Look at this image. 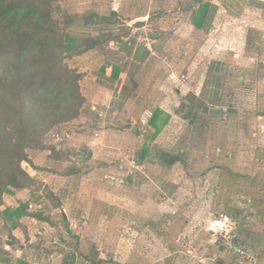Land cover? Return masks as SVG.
I'll use <instances>...</instances> for the list:
<instances>
[{"label": "rangeland", "instance_id": "1", "mask_svg": "<svg viewBox=\"0 0 264 264\" xmlns=\"http://www.w3.org/2000/svg\"><path fill=\"white\" fill-rule=\"evenodd\" d=\"M52 2L59 8L60 14L57 17L61 22L64 21L62 17L65 14L78 17L74 26L68 28L73 37L82 40L83 37L95 36L99 32L92 27H79L78 21L90 13H96L114 22L109 28L112 35L131 43L127 46L129 50L120 52L116 44L107 42L99 49L78 56L68 55L65 63L82 74L79 89L84 103L76 119L53 128L41 139V146L53 149L50 134L58 127L69 129L72 140L62 152L67 155L70 149H77L81 145L79 140L83 137L90 142L95 140L93 148L97 153L96 163L94 167L88 163V166L83 164L87 166L82 168L86 171L81 177L84 183L72 188L74 192L70 194L69 206L73 211L89 207L94 209L91 222L85 217L76 219L75 231L79 236L83 235V223L88 222L87 229L91 228L89 231L94 233L85 238L88 243L98 245L99 254L103 255L105 263H127V213L131 206L128 198L132 194L142 195L147 190L141 175L137 176L139 183L129 184L125 181L121 187L116 188L106 183L107 177L115 173L113 166L117 163L129 158L139 160L137 152L143 145L150 147V153L141 163L151 161L155 149L183 152L181 164L186 167L187 178L193 179L200 186L204 185L200 188L197 184L198 189L196 184L185 186L183 190L187 195L190 193L194 196L192 187H196L195 192L199 196L217 197V205H221V208L229 200L237 201L240 196H251L254 205L264 206V134L257 127L260 122L257 120L258 116H264V0L200 1L224 7H220L214 24L207 32L198 31L191 25L194 0ZM112 12L117 17L111 16ZM135 23L139 24L136 26ZM147 51L149 55L143 58ZM152 51L153 56L150 53ZM111 59H120L122 66L116 87L109 93L106 106L101 103V97L104 96H99L96 91L97 88L102 90L109 86L98 78L106 60L112 63ZM213 60L226 67H221V72L207 70L208 63ZM215 75L221 76L223 80L224 89L220 98L201 106L194 93H198L206 77ZM181 76H184L183 80ZM121 94L127 97L124 99ZM87 101L89 102L85 105ZM96 102L99 103L98 106L95 105ZM192 104L198 105L200 109L196 111L198 120L191 124L182 116L190 110ZM160 107L169 111V116H176V123H172L169 130L157 136L154 142L146 139L150 135L149 131L139 137L140 116L145 110L154 112ZM211 108L219 110L220 114L208 115L205 110ZM88 109L91 111L88 112ZM176 109L181 113H175ZM83 111H87L84 116ZM98 114H103L104 118L97 121L96 131L99 137L95 138L92 122ZM85 145H81L84 152L88 149ZM216 148L221 149L222 156L214 155ZM113 151H119L120 155L112 154ZM26 154L34 165L37 163L36 159H45L44 153H37L35 149L26 150ZM205 154L208 155L207 158ZM212 166H217L220 169L218 174H221V187L215 193L211 192L206 178L200 182L201 172ZM61 170L59 167L55 170L52 167L46 172L55 174ZM244 174H247L248 180L244 178ZM42 185L44 182L37 180L33 184L35 191L43 192ZM166 190L169 192L170 188ZM154 191L157 196L159 191ZM59 194L63 198L64 194ZM51 202L53 206L57 205L55 201ZM207 202L211 203L208 199ZM139 206L142 209L143 204ZM114 208L117 209L116 212H113ZM98 209L108 216H96ZM154 209L160 212L158 214L166 211L162 208L160 211L156 206ZM253 220L246 225H252ZM102 235L108 236L107 243L101 244ZM202 235L208 242L207 233L202 232ZM4 241L11 242L9 237ZM52 245L53 242L50 243L53 248ZM76 252L78 256L86 255L85 248H79Z\"/></svg>", "mask_w": 264, "mask_h": 264}, {"label": "crops", "instance_id": "2", "mask_svg": "<svg viewBox=\"0 0 264 264\" xmlns=\"http://www.w3.org/2000/svg\"><path fill=\"white\" fill-rule=\"evenodd\" d=\"M216 6L217 10L211 25L214 24L215 16L219 12L220 7L224 8L217 4ZM210 29L211 27L208 31ZM150 53L152 56L154 55L153 51ZM217 66L226 67L219 61L213 60L208 63L207 70L215 71ZM106 75H110L109 70L106 71ZM210 77H206L198 93L193 92L196 97H199L200 94L204 95L203 99L206 104H211L219 99L224 89L223 80L220 88H218L211 84ZM240 81H242V78H240ZM116 82L110 85L104 81V83L109 85L107 86L109 90L107 88L102 90L97 88L96 93L99 96H104L101 97L102 105L107 106L106 102L113 91L112 88L116 87ZM117 94H120L119 91ZM88 102H85V105ZM98 104V102L95 103L97 106ZM158 109L166 114L169 112L161 107ZM90 111L91 109H88V112ZM86 112L83 111L82 116ZM176 118V116H170L169 122L162 128L160 134L169 130L172 123H176L174 121ZM259 119L264 120V116H258L257 120L259 121ZM148 129L149 133L152 134L154 130L151 127L149 128V125ZM139 137H142L141 134ZM79 142L81 145L86 144L85 146L88 149L84 152L81 145H78L77 149H70L68 159L71 161L54 160L50 154L51 149L41 146V149L35 150V152H43L45 159L43 161L36 159L35 162L37 163L35 165L30 160L37 169H34L29 164H23L27 173L35 182L37 180L44 182L41 188L43 192H36L35 187L32 186L31 189L21 190L14 195H5L3 197V204L0 207V264H113L105 263L103 255L99 254L98 245L94 244V242L88 243V239L85 238L86 235L91 236L94 233L89 231L91 228L87 229L88 222L83 223V226H85L82 232L83 235L79 236L75 231L77 227L76 219L85 217L91 222L94 216V209L89 207L73 211L69 206L71 203L70 194L74 192L72 188L74 189L77 185L84 183V179H81V177L86 174V171H83L84 169L82 168L88 165L94 167L93 165L97 160V153L93 148L95 140L90 142L83 137ZM142 147L138 149V155ZM88 150L92 153L90 161L77 160V158L84 157ZM112 154L120 155L119 151H113ZM83 164L87 166H83ZM140 164L144 172L139 175H141L140 178L145 183L148 191L146 190L139 196L132 194L133 196L128 198L131 206H129L127 213V248L129 253L126 264H195L196 262L200 264H240L214 244L213 237L207 229L217 230L218 224L216 222L211 219L207 229L205 228L204 230L198 228V223L209 220L208 213L213 215L224 213L235 217L238 216L242 205L246 204L247 198L252 201V213L248 222L254 219V223L248 226L246 225L248 222H246L245 225L243 224L244 226H241V241L253 253L264 255V206L254 205L251 196H240L234 202L229 200L222 209L221 205H217V197L214 199L213 197L199 196L195 192L196 187H192L193 190L191 189L194 196L190 195V193L187 195L184 192L185 186L194 184L197 186L198 183L193 179L187 178L185 174L186 167L182 166L181 162H177L172 166H165L156 160L140 162ZM101 165L103 166V164ZM52 167L54 170L58 167L62 170L55 172V174L46 172V170H51ZM156 172L158 173L155 174ZM218 172H220V169L217 166H212L204 169L200 174L202 177L200 182L206 178L212 193H215L221 187V174H218ZM244 175H246V180H248L247 174ZM47 180L50 181L48 182ZM125 181L129 184H137L139 183V178H123L112 173L107 177L106 183L116 188L121 187V184H124ZM201 186L204 187V185ZM201 186L199 185L200 188ZM155 189L159 191L157 196H155ZM44 190L51 194L52 199L45 196ZM61 192L64 194L63 198L60 197L61 194L59 193ZM165 198L174 201L176 215H171ZM200 198L204 199L201 200ZM207 199L211 202L210 204ZM51 201H55L57 205L53 206ZM26 202H28L29 212L38 213L40 209L44 219L25 215L15 217L12 213L13 210ZM96 203L98 204V201ZM142 204L141 209L139 205ZM154 206L159 208L160 211L161 208L166 209V211L158 214L160 212L155 211ZM116 211L117 209L114 208L113 212ZM98 212L96 216H99V218L108 216L105 212L101 213L99 209ZM94 218L97 219V217ZM202 232L207 233L208 242L202 238ZM45 235L48 237H44ZM10 236L14 238L12 244L4 241L6 237L10 239ZM108 240V236L102 235L101 244L107 243ZM51 241H57L60 244H64L65 247L52 245V248L50 247ZM206 246L209 247L206 248ZM79 248L86 249L85 256H78L76 251Z\"/></svg>", "mask_w": 264, "mask_h": 264}, {"label": "trees", "instance_id": "3", "mask_svg": "<svg viewBox=\"0 0 264 264\" xmlns=\"http://www.w3.org/2000/svg\"><path fill=\"white\" fill-rule=\"evenodd\" d=\"M191 9V25L207 32L217 6L211 2L194 0ZM59 14V8L54 6L52 0H0V207L5 195L31 189L35 182L23 167L26 163L36 168L26 150H40L43 135L61 124L73 121L79 115L84 103L79 89L82 74L65 63L68 55L78 56L99 49L107 42L116 44L119 52L129 50L127 46L131 44L128 40L123 41L119 36L112 35L109 28L114 22L96 13L78 19L79 27H92L99 31L95 36L80 40L68 31L78 17L65 14L61 22L57 17ZM111 16L117 17V14L112 12ZM148 55L147 51L142 57ZM120 59H111L112 63L106 60L107 63L99 71V80L110 85L115 83L121 71ZM107 70L110 75H106ZM221 70L217 66L215 71ZM209 80L213 86L220 88L221 76L215 75ZM203 98L202 94L197 97L201 106L206 104ZM198 109V105L192 104L182 118L194 123L198 120ZM209 110H205L208 115ZM178 113H181L179 109ZM169 120L168 114L160 109L154 110L149 121V128L154 131L146 139L154 142ZM149 153L150 147L144 145L138 155L139 161L146 159ZM181 153L155 149L151 161L172 166L183 160ZM50 154L54 160L69 158L67 154L56 153L54 149H51ZM45 195L52 199L50 193L45 192ZM40 211L29 212L26 202L12 213L15 217L25 215L44 219ZM10 241V244L14 241L11 236Z\"/></svg>", "mask_w": 264, "mask_h": 264}, {"label": "built area", "instance_id": "4", "mask_svg": "<svg viewBox=\"0 0 264 264\" xmlns=\"http://www.w3.org/2000/svg\"><path fill=\"white\" fill-rule=\"evenodd\" d=\"M202 1V0H199ZM184 79V76H181ZM153 116V111L145 110L139 118V124L141 126V136L143 137L148 131L149 121ZM104 118L103 114H98V117L92 122L93 136L99 137V133L96 131L97 121ZM258 128L260 133L264 134V120L259 119ZM72 140V133L69 129L58 127L50 134V141L55 152L61 153L65 150L66 145ZM215 156H222L220 148L214 149ZM231 157V155H228ZM208 155L205 154V158ZM114 172L123 177L135 179L139 174L143 173V167L140 162L135 158L126 159L123 162L117 163L113 166ZM165 197V196H164ZM207 197V196H206ZM209 197V196H208ZM166 199V198H165ZM171 215H176L174 210V201L172 199H166ZM252 201L247 198L246 204L242 205L241 212L238 216H231L228 214L221 213L219 215H213L208 213L209 220L201 221L198 223V228L205 229L212 219L218 224V229H207L212 237L214 244L221 248V250L232 256L240 264H264V255L253 253L246 245L241 241V226L250 220ZM29 208H31L29 206ZM208 217V218H209ZM53 244L58 247H65L64 244H60L57 241H53ZM195 264H200L196 262Z\"/></svg>", "mask_w": 264, "mask_h": 264}, {"label": "water", "instance_id": "5", "mask_svg": "<svg viewBox=\"0 0 264 264\" xmlns=\"http://www.w3.org/2000/svg\"><path fill=\"white\" fill-rule=\"evenodd\" d=\"M209 114H210L211 116H217V115L220 114V111L217 110V109H212V108H211V109L209 110ZM91 157H92V153H91L90 151H88V152H87V155H86L85 157L77 158V160H79V161H88V160L91 159Z\"/></svg>", "mask_w": 264, "mask_h": 264}, {"label": "clouds", "instance_id": "6", "mask_svg": "<svg viewBox=\"0 0 264 264\" xmlns=\"http://www.w3.org/2000/svg\"><path fill=\"white\" fill-rule=\"evenodd\" d=\"M57 153V152H56Z\"/></svg>", "mask_w": 264, "mask_h": 264}]
</instances>
